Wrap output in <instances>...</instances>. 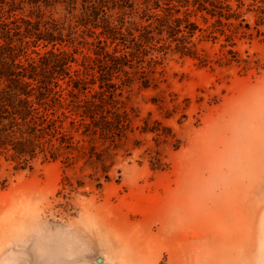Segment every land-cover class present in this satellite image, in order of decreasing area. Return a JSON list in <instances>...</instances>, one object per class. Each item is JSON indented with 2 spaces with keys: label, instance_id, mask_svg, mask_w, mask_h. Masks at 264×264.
<instances>
[{
  "label": "rangeland",
  "instance_id": "374dc122",
  "mask_svg": "<svg viewBox=\"0 0 264 264\" xmlns=\"http://www.w3.org/2000/svg\"><path fill=\"white\" fill-rule=\"evenodd\" d=\"M250 4L249 29L199 18L191 57L171 44L129 70L95 127L64 121L56 160L0 156V264H264V16ZM93 43L79 32L66 48L73 76Z\"/></svg>",
  "mask_w": 264,
  "mask_h": 264
},
{
  "label": "trees",
  "instance_id": "16d2710c",
  "mask_svg": "<svg viewBox=\"0 0 264 264\" xmlns=\"http://www.w3.org/2000/svg\"><path fill=\"white\" fill-rule=\"evenodd\" d=\"M248 2V12L264 16V0H0V156L22 169L38 157L56 160L53 140L70 144L60 132L64 121L95 127L132 79L129 70L157 64L171 44L191 57L186 45L202 31L199 18L220 26L240 20L249 29L242 13ZM79 32L95 49L73 76L78 50L66 48ZM88 92L90 99L79 100Z\"/></svg>",
  "mask_w": 264,
  "mask_h": 264
}]
</instances>
